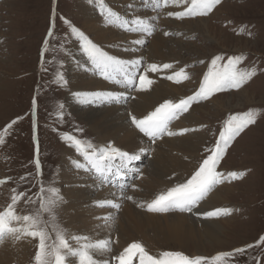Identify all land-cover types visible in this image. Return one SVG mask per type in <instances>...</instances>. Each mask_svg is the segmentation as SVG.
<instances>
[{"label":"rangeland","instance_id":"rangeland-1","mask_svg":"<svg viewBox=\"0 0 264 264\" xmlns=\"http://www.w3.org/2000/svg\"><path fill=\"white\" fill-rule=\"evenodd\" d=\"M105 2L109 7L125 6L122 11L116 10L125 19L136 16L148 17L150 24L157 25L160 18L167 17L164 12L166 9L162 7L156 11L157 19L152 20L153 15L149 14L155 8L150 0L149 3H145L144 0H105ZM128 4L132 5L129 13L126 9ZM84 5L91 6L89 9L94 16L99 15L96 0H0V131H3L11 121L17 120L11 131L4 133L5 143L0 144V180L8 181L0 185V211L10 203L13 187L26 193L25 198L19 199L15 205L16 213L20 216L31 214L38 208V203L33 204L27 200L28 196L35 197L39 191L40 179L34 176L37 149L46 188L59 189L60 161L63 151L68 147L62 141L65 134L90 142L97 149L107 145H97L99 143L97 134L90 130L89 125L79 116V112L88 106L79 105V111L70 110L66 105L68 85L60 87L53 83L57 73H64L67 79L68 51L73 47L79 52L78 41L72 38L64 20L92 39L93 35L86 32L85 15L82 11ZM199 18L205 19L204 22L208 26L207 33L198 30L193 33L186 28H193V25L185 23L186 21ZM169 20L176 21L178 26L174 25L171 29L163 25L161 31L170 33L169 36L164 34L163 36L173 40L182 38L184 48L179 52L187 57L188 61L183 58L168 60L163 57L151 61L157 64L171 63L175 71L184 68L189 79L180 83L170 81L176 87L186 84L183 88L180 87V91L184 93L182 98L198 89L207 66L215 55L225 57V61L220 62L221 65L226 63L229 56H242L244 59L239 65L241 69L257 68V75L242 89L217 93L207 101L194 104L190 109L193 110V115L197 116V126L186 125L190 128H200L199 132L203 134L196 147L187 151L188 154L190 153L189 156L187 155L190 159L185 158L191 163L196 159L194 163L196 167L208 154L206 149L215 144L224 121L230 115L248 111L256 114L257 122L245 129L232 142L217 169L225 173L231 171L245 173L240 180L223 183V188L233 187L229 191L220 192L226 198L228 208L233 209L232 215L210 219L222 220L219 221L223 226L222 234H219L215 241H203L207 254H192L191 243L179 246L170 242L169 245L159 249L154 256L158 257L164 251H179L190 257L202 255L210 258L222 251H232L238 247L255 244L260 236L264 235V0H221V3L207 16L187 18L182 21L171 17ZM53 21L54 36L45 55L42 69L40 50L49 27L53 26ZM96 26L105 27L104 23ZM118 32L126 33L120 29ZM93 42L97 43L94 40ZM148 43L149 39L144 47ZM163 52H167V49ZM81 57L86 63L85 58L82 55ZM167 75L166 70H162L158 77L156 76L158 84L162 81L169 82L165 78ZM134 93L136 92H132ZM34 97L37 100L35 127L32 116ZM218 97L219 100L211 101ZM164 98L160 102L172 99L178 101L170 95ZM218 101L221 102L222 107L218 106ZM128 122L132 126L130 118ZM201 125L204 127L201 128ZM34 134L37 139H34ZM114 146L122 148L116 143ZM151 147L153 148V145ZM76 157L83 162L82 157L77 155ZM149 159V155L144 156L132 165L140 169V176L138 179L126 181L136 185L135 188L129 187L126 195L141 192L139 182L143 171L149 165ZM29 172L33 173V178L28 182L23 181L21 177ZM220 185H217L213 191ZM151 194L147 198L154 199L152 196L155 194ZM45 195H48L47 191ZM59 210L60 207L57 206L56 219L51 223L56 224L70 242L69 227ZM115 221L116 217L110 224L111 227L115 225ZM48 231L52 242H55V232L51 227ZM37 243L38 241L34 240V243L28 246L22 264H34ZM229 264H264V245L249 249L245 254L230 260Z\"/></svg>","mask_w":264,"mask_h":264},{"label":"snow or ice","instance_id":"snow-or-ice-1","mask_svg":"<svg viewBox=\"0 0 264 264\" xmlns=\"http://www.w3.org/2000/svg\"><path fill=\"white\" fill-rule=\"evenodd\" d=\"M96 2L98 4V14L102 17L105 26L138 34V38L132 41L134 46L143 47L146 45V38L151 37L156 31L155 25L150 24L147 18L136 16L135 18L125 19L111 7L106 6L105 0H96ZM144 2L148 3L149 0H144ZM151 2L156 10L169 6L181 8L182 10L178 11H168L167 16L182 21L187 18L207 16L215 6L221 3V0H151ZM151 19L156 20L157 16H152ZM64 23L68 26L72 38L78 41V50L86 60V63L81 64L80 67L123 89V91L77 90L72 92L74 100L81 106L101 108L113 104H125L129 99H135L131 95L132 92L144 91L153 84V81L148 78V73H158L162 70L173 68L171 63H145L142 58L124 59L110 55L108 51L93 42L83 31L72 26L67 20H64ZM163 34L165 36L170 35L168 31ZM53 36L54 21L53 26L48 29L40 50V67L42 69L44 68L45 55L49 51ZM243 59L244 57L242 56H229L226 63L221 65L220 62L225 61V57L223 55H215L211 58L198 89L191 95L178 101L165 100L142 118L128 113L131 125L147 138L149 142L147 147H142L137 151H126L114 146L113 143H108L106 146L97 149L90 142L79 139L74 135L65 134L62 137V141L68 147L74 149L76 155L83 159V162L73 160L74 168L77 171L93 174V178L100 187L110 185L113 189H117L118 192H114L113 195L117 196L119 200L133 201L134 197L126 195V192L129 187L135 188L136 185L126 181L138 179L140 176V169L132 166L134 162L150 155L154 151L151 146L164 137L185 136L190 132L199 131L200 128L190 127L173 130L171 124L173 121L180 119L183 114L189 113L190 108L194 104L207 101L217 93L240 90L251 81L257 75V68L241 69L239 65ZM201 63L204 62L201 61ZM165 78L175 83L189 79L184 68L174 71ZM53 83L60 87H66L69 82L65 78L64 73H57ZM36 108L37 100L34 97L32 100L34 127ZM256 122V114L252 111L230 115L224 121L215 144L206 149L208 154L202 158L198 166L194 168L183 182H177L166 192L156 195L150 202H140L136 206L148 213L179 212L194 215L202 220L232 215L233 209L228 207H218L203 211L199 210V208L201 202L209 196L217 185L225 182L231 183L244 177L245 173L242 172L231 171L225 173L217 169L232 142L245 129ZM16 123L17 120H13L5 126L3 131H0V144L5 143L4 133L10 132ZM202 127L204 126L201 125ZM34 166V176L40 179L39 191L35 197L28 196L27 200L33 204L38 203V208L31 214L17 215L14 211L15 205L19 199L25 198L26 193L13 187L11 189L10 203L4 210L0 211V243H3L8 237L19 241L21 236L38 241L34 264H66L69 257L74 258L76 264H109L107 260L99 261L93 255L95 251H110L108 247L110 244L109 240L91 241V238L87 235H74L72 236L73 241L90 242L78 243L77 247H72L62 230L56 224L51 223L56 219L55 209L62 202V197L59 194V189L55 187L46 188L38 149L34 159ZM30 178H33V173L31 172L25 173L21 177L25 182H28ZM7 182V180H0V185ZM46 191L48 195H45ZM94 206L109 208L114 210L115 213H118L122 207L121 203L114 199L96 201ZM97 219L103 220L105 226H107L114 222L115 215L108 213L102 217H97ZM49 227L55 232V242H52V237L48 231ZM260 245H264V235H261L255 244L238 247L232 251H222L210 258L202 255L190 257L179 251H164L158 257H154L145 251L141 243L132 242L124 248L120 255L113 259L117 264H131L132 256L135 253L138 254V264H229L233 258L243 255L249 249Z\"/></svg>","mask_w":264,"mask_h":264},{"label":"bare ground","instance_id":"bare-ground-1","mask_svg":"<svg viewBox=\"0 0 264 264\" xmlns=\"http://www.w3.org/2000/svg\"><path fill=\"white\" fill-rule=\"evenodd\" d=\"M90 7L91 6L88 5L82 7V11L85 15L84 22L86 32L92 34V40L96 41L97 44L99 43L110 55L124 59L142 58L145 63H152L151 59H158V57H163L168 60L183 58V60L188 61V58L181 55L179 52L184 48L182 38L175 40H173V38H164L163 31H161L163 25L171 29L174 28V25L176 27L178 26L176 21L169 20L171 17L167 16L165 19L160 18L159 24H155L156 31L153 33L152 37L146 38L149 39L147 46L140 47L134 46L132 43L135 38H138V34L128 32L124 34L118 32V29L115 27L105 26L103 28L101 26H96L103 24V20L99 15L94 16L92 10L89 9ZM121 7L122 5H116L111 8L114 11H122L125 6L123 8ZM126 9L129 13L132 9V5L128 4ZM164 9H166L164 11L166 14L168 11L178 10L172 6ZM118 11L116 12L120 14ZM156 11L158 10H152L149 15L158 16V12ZM120 15L123 16L122 14ZM204 21V18L188 20L185 23L189 25L192 24L193 28H186L193 33L195 30L207 33L208 26ZM165 49H167V52H163ZM81 64H85V62L82 60L76 48L72 47L68 51L67 56V80L69 82V91L66 96V105L70 110L77 111L79 106L72 96V92L74 91H123V89L104 81L92 72L85 71L80 67ZM174 71V68L166 70L168 75H171ZM160 72L148 73V78L153 81V84L145 91L136 92L134 93L135 95L131 93L135 99H129L128 103L120 105L113 104L106 108L88 106L86 109H83L82 112H79L80 118L89 125L90 130L97 134L98 146L116 143L118 146L122 147V150L126 151H137L142 147L148 146L149 142L147 138L130 126L128 122V113L135 114L138 118H142L150 111H153L155 107L158 106V103H163L160 101L164 97L170 95L171 98L177 100L182 98V94L184 93L180 91V87L183 88V86H186V84H182L180 87H176L173 86L170 81H162L158 84L156 76ZM219 99L218 97V99L215 98L211 101ZM217 103L218 106L222 107L220 101ZM192 112L193 110L190 109L189 113L185 116L173 121L171 125L172 129L178 130L190 124L196 125L197 116L193 115ZM202 135L203 134L198 131L190 132L185 136L164 137L158 140L157 143L153 145L154 151L149 155V165L146 170L143 171L141 181L139 182L141 192H136L135 194L129 193V195L134 197L133 201H128L126 199L122 201L119 200L117 196L113 195L114 192H118L117 189H112L110 186H107V188L106 186L100 187L98 182L93 178V174L75 170L72 161H81L76 157L75 150L67 147L62 153L58 171V181L60 184L59 194L62 197V202L59 203L58 206L60 207L59 211L62 218L69 227L70 245L72 247H77L78 243L90 242L73 241L72 236L74 235H87L91 238V241L102 239L109 240L110 244L108 247L110 251L93 252L94 258L99 261L107 260L109 264H117L113 258L120 255L124 248L132 242L141 243L145 251L152 256H155V253L159 251V249L169 245L170 242L179 246L191 243L193 245L192 254H207L203 241L206 240L208 242L218 239L219 234H222L223 230V226L219 222L222 220H202L195 216L193 217L191 214L179 212L153 214L136 206V204L140 202H149L151 198L147 197H149L151 193H154L156 196L162 192H166L177 182H183L189 176L195 168L194 163H196V159L193 157L195 160H193L192 163L188 162L185 158L189 160L190 157L188 156L190 153L188 154L187 151L193 149ZM88 176L89 179H87ZM222 186L224 185L221 184L218 186L219 188L217 187L215 191H212L209 196L201 202L199 210H211L213 208L229 206L226 198L220 192L229 191L233 187L227 186L223 188ZM155 196L153 195L152 198H155ZM104 199H114L120 202L122 205L120 211L115 213L114 210L109 208L96 207L95 209L94 203ZM93 208L96 211L95 214ZM108 213H113L116 217L115 225L112 227L110 225L105 226L103 220L97 219V217H102ZM16 214L20 215L18 213ZM112 239H114L113 242ZM32 243H34V240L25 236H21L19 241L11 237L6 238L3 243H0V264H22L28 246L32 245ZM66 264H76V262L74 258L69 257ZM131 264H138V254H133Z\"/></svg>","mask_w":264,"mask_h":264}]
</instances>
